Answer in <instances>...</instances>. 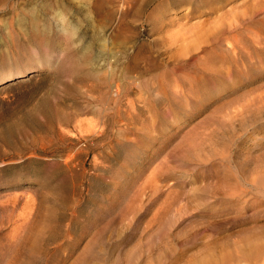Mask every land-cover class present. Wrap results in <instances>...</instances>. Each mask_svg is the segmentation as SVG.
Returning a JSON list of instances; mask_svg holds the SVG:
<instances>
[{"label":"rangeland","instance_id":"1","mask_svg":"<svg viewBox=\"0 0 264 264\" xmlns=\"http://www.w3.org/2000/svg\"><path fill=\"white\" fill-rule=\"evenodd\" d=\"M0 264H264V0H0Z\"/></svg>","mask_w":264,"mask_h":264},{"label":"bare ground","instance_id":"2","mask_svg":"<svg viewBox=\"0 0 264 264\" xmlns=\"http://www.w3.org/2000/svg\"><path fill=\"white\" fill-rule=\"evenodd\" d=\"M31 14V13H30ZM66 17V16H65ZM65 17H63V16H59L58 18H60V20L62 21V23L63 24H61L62 25V27L63 28H66V29H68V30H72V33L75 31V29H74V26H72L69 22H67L66 20H65ZM62 30V29H61ZM75 33V32H74ZM74 35V34H73ZM103 48H104V46H103ZM88 50H89V48H88ZM97 56V55H96ZM100 58V57H99ZM95 60V59H94ZM93 61V60H92ZM106 64V63H105ZM110 69V68H109ZM11 79V75H8L7 77H6V80H10Z\"/></svg>","mask_w":264,"mask_h":264}]
</instances>
